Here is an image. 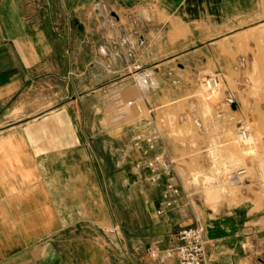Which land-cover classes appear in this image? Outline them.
Segmentation results:
<instances>
[{"label": "crops", "instance_id": "obj_1", "mask_svg": "<svg viewBox=\"0 0 264 264\" xmlns=\"http://www.w3.org/2000/svg\"><path fill=\"white\" fill-rule=\"evenodd\" d=\"M259 1L0 0V264H178L165 251L196 224L209 264H254L264 203L195 208L177 177L157 215L164 184L130 147L142 121H103L113 96L135 95L132 70L171 59L197 71L205 42ZM138 75L148 94L156 78Z\"/></svg>", "mask_w": 264, "mask_h": 264}, {"label": "rangeland", "instance_id": "obj_2", "mask_svg": "<svg viewBox=\"0 0 264 264\" xmlns=\"http://www.w3.org/2000/svg\"><path fill=\"white\" fill-rule=\"evenodd\" d=\"M229 26L206 41L202 53L194 57L197 71L185 61L177 65L171 59L159 62L155 71L132 70L135 95L121 101L113 96L103 121L119 125L118 117L125 114L122 125L127 130L142 121V129L158 135L169 151L195 208L215 212L264 203V0L254 6L253 15ZM169 70L176 76L175 85L168 80ZM147 73L156 78L153 83L146 82ZM138 74L145 78L148 94ZM208 77L219 80L216 96L209 99L204 98L203 85ZM45 95L40 92L38 97ZM244 123L250 128V146L242 145L238 137ZM243 169L241 179L232 181ZM248 248L254 252V264H262V247L249 243Z\"/></svg>", "mask_w": 264, "mask_h": 264}, {"label": "built area", "instance_id": "obj_3", "mask_svg": "<svg viewBox=\"0 0 264 264\" xmlns=\"http://www.w3.org/2000/svg\"><path fill=\"white\" fill-rule=\"evenodd\" d=\"M204 94L215 92L219 86V80L207 78L203 82ZM250 128L247 123L238 127V137L242 145L250 146ZM130 147L140 152V162L147 171L146 181L152 185L163 182L161 208L157 215L163 213V209L171 208L175 204L173 196H178L180 190L176 184L177 172L175 161L169 151L161 144L160 137L152 132L137 130L131 138ZM108 233L118 236L121 231L118 225L109 228ZM204 228L200 224L182 229L177 235L174 245L165 251L167 259H174L178 264H209L206 254V240ZM156 250H150V256L157 258Z\"/></svg>", "mask_w": 264, "mask_h": 264}, {"label": "bare ground", "instance_id": "obj_4", "mask_svg": "<svg viewBox=\"0 0 264 264\" xmlns=\"http://www.w3.org/2000/svg\"><path fill=\"white\" fill-rule=\"evenodd\" d=\"M209 78V77H208ZM204 82V81H203ZM145 92H146V89H145ZM147 94V93H146ZM215 97L216 96V92H212V93H210V94H206L205 95V97L204 98H211V97ZM245 148V147H244ZM253 151V150H252ZM246 171L243 169V170H239L238 172H237V174L235 175V176H233V177H231V180L232 181H239L240 179H241V176L242 175H244V173H245Z\"/></svg>", "mask_w": 264, "mask_h": 264}, {"label": "water", "instance_id": "obj_5", "mask_svg": "<svg viewBox=\"0 0 264 264\" xmlns=\"http://www.w3.org/2000/svg\"><path fill=\"white\" fill-rule=\"evenodd\" d=\"M231 107H232L233 110H235L237 108V104L235 102H233L231 104ZM259 262L262 263V264H264V261L263 260H259Z\"/></svg>", "mask_w": 264, "mask_h": 264}]
</instances>
